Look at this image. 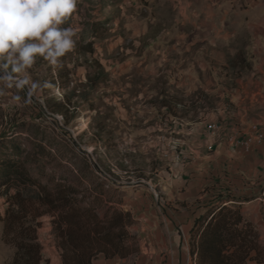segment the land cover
I'll return each instance as SVG.
<instances>
[{
	"label": "rangeland",
	"instance_id": "374dc122",
	"mask_svg": "<svg viewBox=\"0 0 264 264\" xmlns=\"http://www.w3.org/2000/svg\"><path fill=\"white\" fill-rule=\"evenodd\" d=\"M176 2L77 0L75 13L60 27H72L74 39L92 41L93 49L86 59L71 52L66 60L59 58L60 66L65 63L70 70V88H90L79 102L72 99L69 119L64 108L59 113L50 108L64 89L44 87L27 96L31 83L50 82L52 65L43 56L37 54L22 73H12L11 63L10 70L0 69V76L30 82L23 91L0 83V184L8 181V160L35 179L33 186L8 182L20 184L24 195L14 199L15 207L20 202L29 222L36 211L56 216L58 210L90 209L102 222L122 213L128 232L124 244L131 254L106 264L165 259L170 249L163 243L173 225L188 228L202 211L173 209L174 204L191 202L212 184L195 175L191 156L196 147L188 130L204 113L215 112L217 93L195 86L192 74L180 71L182 43L176 34L181 29L168 31ZM95 64L103 68L97 79ZM42 186L64 200L61 209L39 203ZM5 224L0 221V264L10 262L16 251L13 233L4 234ZM51 237L58 240L55 231ZM102 258L96 254L92 264H102Z\"/></svg>",
	"mask_w": 264,
	"mask_h": 264
},
{
	"label": "crops",
	"instance_id": "0c3cea01",
	"mask_svg": "<svg viewBox=\"0 0 264 264\" xmlns=\"http://www.w3.org/2000/svg\"><path fill=\"white\" fill-rule=\"evenodd\" d=\"M174 7L168 31L181 29L180 71L192 74L195 86L217 93L215 112L189 126L196 147L192 168L203 183L231 185L252 197L242 210L264 246V138L249 147L228 139L264 131V0H177ZM213 122L224 127L214 131ZM193 221L188 228L176 222L163 243L170 254L148 264H193L188 245ZM112 259L103 255L99 261Z\"/></svg>",
	"mask_w": 264,
	"mask_h": 264
},
{
	"label": "trees",
	"instance_id": "16d2710c",
	"mask_svg": "<svg viewBox=\"0 0 264 264\" xmlns=\"http://www.w3.org/2000/svg\"><path fill=\"white\" fill-rule=\"evenodd\" d=\"M92 45L90 40H77L71 54L86 59V54L92 53ZM61 58L66 60L67 54ZM92 66L96 67L94 77L100 76L103 68L97 64ZM7 69L10 70L9 66ZM49 71V83L53 88L65 91L50 108L56 113L59 108H64L67 111L65 118L69 119L72 99L79 102V99L87 96L90 88L87 85L82 92L70 88L67 84L70 70L65 63L57 70L52 66ZM6 167L5 178L8 181L0 184V221L6 220L4 234L12 232L16 246L12 260L6 264H92L96 254H103L108 259L116 256L124 258L131 254L124 244L128 232L122 213L102 222L95 218L90 209L58 210L63 207L64 200L59 195L56 198L43 186L36 194L39 203L58 210V214L51 216L36 211L30 222L25 220L27 211L19 207L20 202L15 207L14 201L17 196L24 195L18 188L20 184L15 187L8 182L17 180L16 183L33 186L35 179L16 161H6ZM251 198L239 194L231 185L212 182L191 202L174 204L173 209L190 210L197 207L202 210L195 217L188 235L189 255L193 264L264 263V246L259 242L256 225L242 210V203ZM51 231H55L58 240L53 241Z\"/></svg>",
	"mask_w": 264,
	"mask_h": 264
},
{
	"label": "clouds",
	"instance_id": "9594fccd",
	"mask_svg": "<svg viewBox=\"0 0 264 264\" xmlns=\"http://www.w3.org/2000/svg\"><path fill=\"white\" fill-rule=\"evenodd\" d=\"M77 0H0V69L12 64V73H22L34 65L37 54L43 56L55 68L61 57L76 47L77 31L72 27H60L75 13ZM14 53L18 56L14 57ZM6 88L13 86L20 91L29 85L28 79L11 74L0 76ZM50 83H31L29 99ZM0 88V92H2ZM20 99L19 96L16 97Z\"/></svg>",
	"mask_w": 264,
	"mask_h": 264
},
{
	"label": "built area",
	"instance_id": "2783aa9c",
	"mask_svg": "<svg viewBox=\"0 0 264 264\" xmlns=\"http://www.w3.org/2000/svg\"><path fill=\"white\" fill-rule=\"evenodd\" d=\"M210 128L214 131L222 129L221 126L217 123V122H213L210 124ZM264 138V131H258L257 133H255V135L253 136H248L245 139H240L235 137L234 135H230L228 137L229 140L235 141L237 143H242V145L249 147L252 145V143H258L260 141H262V139Z\"/></svg>",
	"mask_w": 264,
	"mask_h": 264
}]
</instances>
